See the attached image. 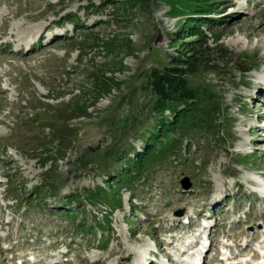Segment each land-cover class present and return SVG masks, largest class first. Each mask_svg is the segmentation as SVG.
Returning <instances> with one entry per match:
<instances>
[{
	"label": "rangeland",
	"instance_id": "obj_1",
	"mask_svg": "<svg viewBox=\"0 0 264 264\" xmlns=\"http://www.w3.org/2000/svg\"><path fill=\"white\" fill-rule=\"evenodd\" d=\"M214 2L232 53L191 81L220 111L120 184L155 133L146 75L194 39L189 2L0 0V264H264V0ZM110 184L113 209L89 196Z\"/></svg>",
	"mask_w": 264,
	"mask_h": 264
},
{
	"label": "trees",
	"instance_id": "obj_2",
	"mask_svg": "<svg viewBox=\"0 0 264 264\" xmlns=\"http://www.w3.org/2000/svg\"><path fill=\"white\" fill-rule=\"evenodd\" d=\"M184 1L189 2L187 11L195 15L188 20L189 32L194 39L186 41L182 46L183 50H179L177 56H172L168 64L161 68L154 67L146 75L145 82L151 87L155 97L149 110L155 120L152 125L155 133L152 141H148L142 146L141 151L136 152L134 162H131L130 158L127 159L125 163L128 166L122 169L119 178H114L117 183L129 184L140 181V175L149 171L155 163L164 161L169 154L179 152L181 136L189 134L196 125L197 128L210 127L209 118L213 111H220L219 106L209 102L207 97H211V94L207 95V92L195 87L191 81V76L197 72L216 67L215 64H211L214 60L213 55L232 53L221 42L223 35L221 30L217 29L216 24L210 20V15L219 10L213 7L214 0ZM202 26L208 28L211 35H208ZM211 39L214 43L213 46L209 43ZM108 82L109 78L104 76L95 85L105 87ZM167 111L172 113V116L166 114ZM137 119V116L133 119L134 123ZM214 119L216 120V118ZM122 124L125 125L126 122ZM62 139L64 140V138ZM129 151L135 150L129 148L125 151V155ZM106 152L104 151V153ZM114 189L111 184L107 185V188L99 187L97 190L89 192V196L95 200L99 198L101 201L107 202L109 208L113 209L116 205L121 206L120 197L116 198ZM116 200L117 202H114ZM104 224L107 226L109 220H105Z\"/></svg>",
	"mask_w": 264,
	"mask_h": 264
},
{
	"label": "bare ground",
	"instance_id": "obj_3",
	"mask_svg": "<svg viewBox=\"0 0 264 264\" xmlns=\"http://www.w3.org/2000/svg\"><path fill=\"white\" fill-rule=\"evenodd\" d=\"M39 35H42V32H40ZM206 247H207V246H206ZM199 253H200V252H199ZM195 257H196V256H195ZM199 257H202V255L200 254ZM199 257H198V258H199ZM203 263H204V262H203Z\"/></svg>",
	"mask_w": 264,
	"mask_h": 264
},
{
	"label": "water",
	"instance_id": "obj_4",
	"mask_svg": "<svg viewBox=\"0 0 264 264\" xmlns=\"http://www.w3.org/2000/svg\"><path fill=\"white\" fill-rule=\"evenodd\" d=\"M179 215L182 214L183 212L180 210L179 212H177Z\"/></svg>",
	"mask_w": 264,
	"mask_h": 264
}]
</instances>
